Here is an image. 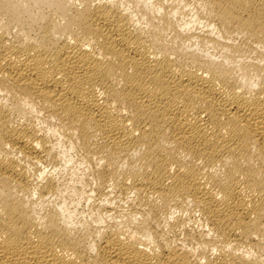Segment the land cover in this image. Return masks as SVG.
Segmentation results:
<instances>
[{
    "label": "bare ground",
    "instance_id": "6f19581e",
    "mask_svg": "<svg viewBox=\"0 0 264 264\" xmlns=\"http://www.w3.org/2000/svg\"><path fill=\"white\" fill-rule=\"evenodd\" d=\"M0 264H264V0H0Z\"/></svg>",
    "mask_w": 264,
    "mask_h": 264
},
{
    "label": "rangeland",
    "instance_id": "374dc122",
    "mask_svg": "<svg viewBox=\"0 0 264 264\" xmlns=\"http://www.w3.org/2000/svg\"><path fill=\"white\" fill-rule=\"evenodd\" d=\"M36 123H37L38 127L45 126V124H43L40 119H37L36 120ZM48 140L53 141V137L52 136H49L48 137Z\"/></svg>",
    "mask_w": 264,
    "mask_h": 264
}]
</instances>
